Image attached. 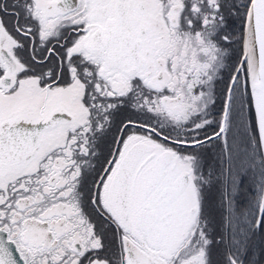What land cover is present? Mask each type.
I'll list each match as a JSON object with an SVG mask.
<instances>
[{"label": "snow or ice", "instance_id": "1", "mask_svg": "<svg viewBox=\"0 0 264 264\" xmlns=\"http://www.w3.org/2000/svg\"><path fill=\"white\" fill-rule=\"evenodd\" d=\"M0 264H264V0H0Z\"/></svg>", "mask_w": 264, "mask_h": 264}]
</instances>
